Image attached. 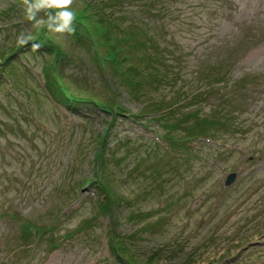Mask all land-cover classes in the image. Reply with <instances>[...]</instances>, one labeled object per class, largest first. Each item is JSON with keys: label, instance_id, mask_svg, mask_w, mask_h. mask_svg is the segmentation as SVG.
Here are the masks:
<instances>
[{"label": "rangeland", "instance_id": "374dc122", "mask_svg": "<svg viewBox=\"0 0 264 264\" xmlns=\"http://www.w3.org/2000/svg\"><path fill=\"white\" fill-rule=\"evenodd\" d=\"M121 4V25L165 40L160 84L131 91L88 46L48 32L62 50L54 71L123 107L111 114L58 97L48 55L16 42L32 33L22 0H0V264H119L111 230L142 262L264 264V0ZM200 121L212 140L185 138ZM97 151L117 201L107 211ZM249 239L262 243L243 250Z\"/></svg>", "mask_w": 264, "mask_h": 264}, {"label": "trees", "instance_id": "16d2710c", "mask_svg": "<svg viewBox=\"0 0 264 264\" xmlns=\"http://www.w3.org/2000/svg\"><path fill=\"white\" fill-rule=\"evenodd\" d=\"M122 1L124 2L125 0H82V3L78 0L76 5L77 17L74 22L75 34L69 36L73 46L75 44L88 46L92 51V56L96 60L98 59L99 63L100 60L105 63L110 71L118 76L122 85L135 92L142 83H152V85L153 83L160 84L166 79L167 73L165 74L163 69L166 68L168 64H165L163 56L164 50L167 49V45L164 43L165 40H161V37L158 42L152 35H149L146 31L147 28L142 25V22L141 25H137L130 19L128 24L125 23L121 25L119 18H123L124 14H122L123 10L117 6L122 5ZM204 6H206L205 9H208L210 13H213L211 9L215 8L213 7L214 5ZM218 10L219 9H215V12ZM17 16H21L20 13H18ZM22 16L25 17L24 13ZM28 23L31 24V22ZM31 27L35 42L41 45L39 51H44L48 55L46 63L44 61L43 70L52 78L55 89H59L58 97L64 103L65 101H74L76 103L80 101L92 102L99 107L100 110L107 113L119 114L121 111H124L121 105L113 103L109 99H95L93 95L87 93L88 89L86 88L71 89L61 79L60 73L54 71L56 63L62 58V50L60 49L59 43L52 35L48 34L46 29H34L32 24ZM78 27L81 29L76 30ZM96 47H101L103 52H101V54L98 53ZM134 57L137 58L138 63L135 62ZM134 64L139 65L140 68L145 65L146 68L142 71ZM50 65L52 68H50ZM141 73L143 75H139ZM211 78L216 80L218 77L215 76ZM201 93L202 92H195L193 96ZM160 105L161 102L156 104L154 110L149 109L150 113H160L161 108L158 109ZM155 111L157 112L155 113ZM202 124L203 121H200L198 123L196 122L195 126L186 128L185 138L188 136V139L211 137ZM103 135L104 134L101 132L96 136V140L98 139L99 143L103 141ZM94 155V159L98 160V162L96 161L97 166H95V172L100 177L99 183H93L95 190L101 194V199L97 203V206L99 210L107 211L110 209V204L117 201L111 197V191H109L106 184L101 180L102 163L99 152H95ZM111 221L112 220H110V223ZM32 230L34 235L39 233V231L36 233V228L34 227H32ZM110 232L111 241L109 249L113 259H116L119 264H151L147 261L142 262L138 260V258L129 252L128 248H126V243L128 241L124 235L113 234L112 230Z\"/></svg>", "mask_w": 264, "mask_h": 264}, {"label": "clouds", "instance_id": "9594fccd", "mask_svg": "<svg viewBox=\"0 0 264 264\" xmlns=\"http://www.w3.org/2000/svg\"><path fill=\"white\" fill-rule=\"evenodd\" d=\"M79 2L82 3V0ZM77 3L78 0H22L26 21L31 22L34 29H46L60 38L75 34ZM16 42L20 46L31 42L33 51H38L41 47L35 42L32 33L26 30L18 33Z\"/></svg>", "mask_w": 264, "mask_h": 264}, {"label": "water", "instance_id": "95a60500", "mask_svg": "<svg viewBox=\"0 0 264 264\" xmlns=\"http://www.w3.org/2000/svg\"><path fill=\"white\" fill-rule=\"evenodd\" d=\"M231 179H232V175L229 174V175L226 177L225 183H228L229 181H231Z\"/></svg>", "mask_w": 264, "mask_h": 264}]
</instances>
